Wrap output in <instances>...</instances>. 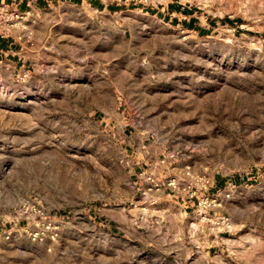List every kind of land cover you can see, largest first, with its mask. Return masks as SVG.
Instances as JSON below:
<instances>
[{
    "label": "rangeland",
    "instance_id": "rangeland-1",
    "mask_svg": "<svg viewBox=\"0 0 264 264\" xmlns=\"http://www.w3.org/2000/svg\"><path fill=\"white\" fill-rule=\"evenodd\" d=\"M108 2L0 56V264H264V0Z\"/></svg>",
    "mask_w": 264,
    "mask_h": 264
},
{
    "label": "built area",
    "instance_id": "built-area-1",
    "mask_svg": "<svg viewBox=\"0 0 264 264\" xmlns=\"http://www.w3.org/2000/svg\"><path fill=\"white\" fill-rule=\"evenodd\" d=\"M31 9H25L21 10L18 8V6L15 3H8L5 1H0V37L6 38V39H14L15 36H13V32L20 28V22L22 19L30 16ZM21 38V37H20ZM22 39V38H21ZM187 156L186 150H182L179 148H174L169 150L168 158L178 161L180 159H183ZM142 177V181L144 182V185L141 186L139 189L141 194L143 196H148L150 193L154 191H160L163 188L170 189L171 191H174L176 194L180 192L179 188V181H177L174 177L171 178H159L160 176L155 171H149L144 172ZM199 184L201 186L199 187ZM205 188L206 190L209 189L212 184L206 180V179H200L197 182V179L193 182L189 183V186L187 187V191L190 194V197H198L199 193L201 192V189ZM184 190V189H183ZM201 194V193H200ZM215 203V201H214ZM21 213L29 214L32 217H35L31 212H34L37 216H41L43 213L37 211L35 208L30 207H23L20 209Z\"/></svg>",
    "mask_w": 264,
    "mask_h": 264
},
{
    "label": "crops",
    "instance_id": "crops-1",
    "mask_svg": "<svg viewBox=\"0 0 264 264\" xmlns=\"http://www.w3.org/2000/svg\"><path fill=\"white\" fill-rule=\"evenodd\" d=\"M0 1H5L8 3H15L18 6V8L21 10L30 8L32 12L51 9L52 7H54L55 4H60L62 2L73 4V5L88 4L90 6H95V7L102 6L103 4L107 3L106 6L108 7L112 6L111 3L108 2L112 0H0ZM113 1H122V0H113ZM20 48H21V45L17 44L16 41H14V39H10V38L6 39V38L0 37V56H5L6 58L7 57L15 58ZM134 136H135L134 134H128L127 132L124 131V137L128 138L129 140L131 139V141L129 142V146L135 147L136 145H138L136 139L132 141ZM142 154L145 157L150 156V157H155L156 159H158L157 156H160V155H156L150 152L148 148L144 149L142 151ZM137 168L138 166L135 167V169Z\"/></svg>",
    "mask_w": 264,
    "mask_h": 264
},
{
    "label": "trees",
    "instance_id": "trees-1",
    "mask_svg": "<svg viewBox=\"0 0 264 264\" xmlns=\"http://www.w3.org/2000/svg\"><path fill=\"white\" fill-rule=\"evenodd\" d=\"M186 11H187V10H186ZM224 21H225L226 23H233V21L230 20V19H228V18H226Z\"/></svg>",
    "mask_w": 264,
    "mask_h": 264
}]
</instances>
